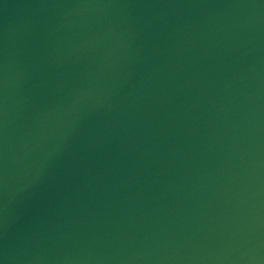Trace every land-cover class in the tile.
Masks as SVG:
<instances>
[{
  "label": "water",
  "instance_id": "obj_1",
  "mask_svg": "<svg viewBox=\"0 0 264 264\" xmlns=\"http://www.w3.org/2000/svg\"><path fill=\"white\" fill-rule=\"evenodd\" d=\"M0 264H264V0H0Z\"/></svg>",
  "mask_w": 264,
  "mask_h": 264
}]
</instances>
